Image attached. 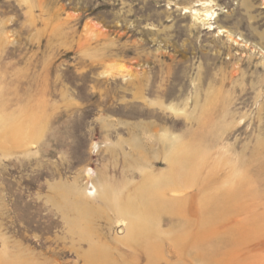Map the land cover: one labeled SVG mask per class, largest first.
Masks as SVG:
<instances>
[{"label": "rangeland", "instance_id": "rangeland-1", "mask_svg": "<svg viewBox=\"0 0 264 264\" xmlns=\"http://www.w3.org/2000/svg\"><path fill=\"white\" fill-rule=\"evenodd\" d=\"M259 219L264 0H0V264H264Z\"/></svg>", "mask_w": 264, "mask_h": 264}, {"label": "bare ground", "instance_id": "bare-ground-1", "mask_svg": "<svg viewBox=\"0 0 264 264\" xmlns=\"http://www.w3.org/2000/svg\"><path fill=\"white\" fill-rule=\"evenodd\" d=\"M205 21H211L212 20V14H210L209 12L207 14H205ZM209 28L211 29V31L214 30L212 24H208ZM226 165V164H225ZM198 167V166H197ZM201 167V166H200ZM172 168L175 169L174 164H172ZM174 175V171L172 172ZM196 174V173H195ZM180 175V174H179ZM194 175V174H193ZM169 178V177H168ZM93 179V178H92ZM158 188V187H157ZM169 191L173 194V192L177 189L176 184L173 183L172 187H169ZM230 189V188H229ZM94 192L91 193V195H96L97 189L94 186L93 188ZM165 190V189H164ZM223 190V189H222ZM240 190V188H239ZM228 191V190H227ZM231 192V191H230ZM178 193V192H176ZM175 193V194H176ZM181 193V192H180ZM235 194V193H234ZM233 194V195H234ZM174 195V194H173ZM160 198L163 196L164 194H162V192L159 193ZM227 196V195H226ZM225 197V196H224ZM151 198V197H150ZM165 198V197H164ZM234 198V197H233ZM240 198V197H239ZM157 199V198H156ZM225 199V198H224ZM238 199V198H237ZM244 199V198H242ZM223 200V198H222ZM225 201V200H223ZM243 201V200H242ZM234 202V201H233ZM228 203V202H226ZM218 204V203H216ZM234 203H231V205ZM236 204V203H235ZM243 204V202H242ZM241 204V205H242ZM224 205V203H223ZM221 205V206H223ZM228 205V204H227ZM237 205V204H236ZM235 205V206H236ZM121 206V205H120ZM127 206V205H125ZM216 206V205H215ZM229 207V206H227ZM241 207V206H240ZM244 207V206H243ZM230 208V207H229ZM134 211V210H133ZM211 211V210H210ZM220 212H223L220 211ZM214 213V212H213ZM222 214V213H221ZM214 215V214H213ZM212 215V216H213ZM217 215V213H216ZM216 215H214V217H217ZM218 215H220V213L218 212ZM118 216L120 218L122 217H126L129 219L128 222H131L133 225H137L138 227V233L134 236L133 238V242L136 243L137 245H140V247H142L144 250H146L147 252H149L151 255L154 252V241L156 239V237L154 236L155 234L153 233V230L151 229V227H149L147 224H145L144 222H140V219L135 216L132 212L131 209H122L120 208L118 210ZM222 217V216H221ZM225 219V218H224ZM264 221L262 219H259V222L257 223L258 226L261 228L264 224ZM258 228V227H257ZM136 229V228H135ZM259 229V228H258ZM261 230V229H260ZM132 233V232H131ZM203 240V238H201ZM196 240V239H195ZM205 240V239H204ZM208 240V239H207ZM193 241V240H192ZM197 241V240H196ZM201 242V241H200ZM234 243V242H233ZM182 244V243H181ZM197 244V243H195ZM229 244V243H227ZM156 245V244H155ZM194 246V244H192ZM191 246V244H190ZM233 247V246H232ZM157 248V247H156ZM224 246L220 247V248H216V247H208L206 244L204 243H199L196 245V250L194 251V254L190 256L189 258V262L191 264H215V258H217L218 255H220V253L222 252ZM178 249V248H177ZM184 249V248H183ZM186 249V248H185ZM156 252V251H155ZM225 253H227L225 251ZM229 254V253H228ZM184 257V256H183ZM226 258V257H225ZM150 261V260H149ZM158 261V260H157ZM221 262V261H220ZM223 262V259H222ZM217 263V262H216ZM222 264V263H220Z\"/></svg>", "mask_w": 264, "mask_h": 264}]
</instances>
